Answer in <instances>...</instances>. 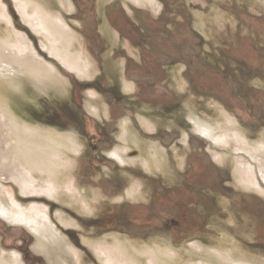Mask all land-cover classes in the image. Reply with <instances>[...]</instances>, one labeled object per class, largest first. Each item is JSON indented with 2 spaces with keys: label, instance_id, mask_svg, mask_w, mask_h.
I'll list each match as a JSON object with an SVG mask.
<instances>
[{
  "label": "rangeland",
  "instance_id": "obj_1",
  "mask_svg": "<svg viewBox=\"0 0 264 264\" xmlns=\"http://www.w3.org/2000/svg\"><path fill=\"white\" fill-rule=\"evenodd\" d=\"M46 1L80 35L96 71L67 70L72 81L65 93L21 79L22 86L11 83L18 89L0 84V95L20 123L80 138L73 172L84 197L70 204L46 183L25 194L13 181H1L0 255H16L21 264H104L85 240L116 233L169 246L190 264H228L212 251L233 241L244 249L239 261L264 264V195L238 182L233 161L250 158L198 133L191 119L219 122L221 108L246 141L264 139V0ZM0 2V14L10 13L15 29L31 33L42 60L61 70L22 21L14 0ZM6 21L0 15L1 34ZM179 80L185 91L176 87ZM127 81L131 91L123 87ZM88 101L99 103L96 114ZM122 119L143 134L125 162L111 155L121 144ZM140 121L152 129H142ZM147 140L158 149L150 151ZM220 153L227 157L216 161ZM256 180L264 191L262 179ZM137 183L136 195H129ZM91 197L85 206L84 198ZM19 206L42 224L50 221L45 225L53 234L42 224L31 227L28 215H18ZM17 215L22 219L13 223Z\"/></svg>",
  "mask_w": 264,
  "mask_h": 264
},
{
  "label": "bare ground",
  "instance_id": "obj_2",
  "mask_svg": "<svg viewBox=\"0 0 264 264\" xmlns=\"http://www.w3.org/2000/svg\"><path fill=\"white\" fill-rule=\"evenodd\" d=\"M45 1L14 0V6L22 21L30 27V30L36 35V38H38L40 46L46 49L47 54L50 55L52 60H56V62L58 61L60 63V66H62L60 68L61 70H59V68L57 69L53 62L42 60L41 53L37 50L31 33L26 30L18 31L15 29L11 21L12 17L10 13H7L3 9L2 13L4 17L6 16L8 18V21H6L8 27L4 34L0 33V79L3 78L8 82L5 80L3 82L1 81V85L5 83V86L6 84L9 86L12 81L20 83V80L23 79L27 81L26 83H30L33 86L36 85V87L40 89L59 90L61 93H65L68 88L67 85H69L68 78H70V83L72 81L70 75H67L69 74L68 71L78 75L85 73L92 75L95 73L96 65L93 59L90 58L91 54L84 46L80 35L75 31L71 32L67 26L68 24L66 25L67 22L65 23L63 15L55 12L49 6L48 2ZM59 1L63 4L62 0ZM3 14L0 15L2 16ZM217 19L221 22V17ZM113 37L116 39L115 34ZM125 44L127 47H130L129 42H125ZM128 49L131 50L130 48ZM121 61L120 64L122 63ZM177 82L178 84L176 87L185 91L187 87H184L183 82L181 80ZM20 85L22 86L21 83ZM12 87L16 89L18 86L14 84ZM123 87L125 91H131L133 89L132 83L128 81L124 82ZM88 103H94V108L92 110L93 113L96 114L99 111V103L95 101H88ZM9 108V104H6L4 100L1 99L0 95V182L3 180H11L25 194L32 192L39 183H46L48 189L52 190L53 194H56L62 201H67L70 204L79 202V199H82L84 195L82 194L83 196L81 197L78 192L73 170L77 167L76 152L83 142L76 135L43 131L38 128H33L32 126H27L28 124H22L15 119L11 112H9ZM102 110L105 116L111 114L110 109H107V107H104ZM218 111L222 118L219 122L210 123L192 117L191 119L193 121H191L194 124L195 130L230 149L245 154L246 157L248 156L250 160L254 162L253 164L249 159L248 161L243 160V156L242 158L235 157L233 160L235 162L234 165L238 182H240L243 187L253 189L264 195L259 181L256 180V175H258L264 182V139L252 143L246 141L245 132L238 128L239 126L234 117L225 113L226 111H223L221 108H219ZM139 123V126L142 129H146V131L152 129V126L148 125V122V124L144 121H140ZM131 124L132 122L129 121V119H122V123L120 124L121 132L118 136L121 144L120 147L116 149L118 151L111 154L120 162H125L127 159L126 152L135 145L139 138L142 140L143 134L139 136L140 132L134 131ZM215 136H219V138L217 139ZM148 142L151 144L150 151L158 149L151 141ZM159 155L161 154L159 153ZM154 156L158 157L155 152ZM225 156L227 157V155ZM225 156H223L222 153L216 154L215 159L216 161H221L224 160ZM76 169H78V167ZM1 185L0 183V189ZM136 185H138V183L133 184V188L129 189V195L135 194L133 189L136 188ZM91 189L93 190V188ZM84 199V205L86 206V203L90 201L92 197ZM133 199L136 200L137 197ZM19 208L22 210L20 206ZM38 209L41 211L45 210L42 206H39ZM23 212L28 215V217L24 215ZM33 214L35 213L23 209L22 213L18 215L23 217L26 216L25 218H27L26 220L29 225L35 228L43 223V219H39L37 214L36 216ZM21 219L22 218L18 216L15 220L16 222L13 221V223H18ZM47 222L49 223L50 221H44L42 229L48 232V227H50L51 233L54 232V228L50 224L45 225ZM85 243H87L98 257L100 256L103 259L104 264L191 263H188L178 251L171 249L169 246L157 244L156 241L139 243L134 240H128L126 236H121L116 233L110 234L109 238L104 236L96 241L87 239ZM236 243L230 241L227 249L222 250L218 248L216 250L214 249L215 251H211L216 254L219 259L228 264H248L246 261H239L242 260L241 258H237L244 249ZM56 245L58 246L57 242ZM72 253L78 256L76 250L73 249ZM195 263L209 264L201 259L197 260ZM0 264H21V262L16 255H11L10 257H3L0 255Z\"/></svg>",
  "mask_w": 264,
  "mask_h": 264
}]
</instances>
